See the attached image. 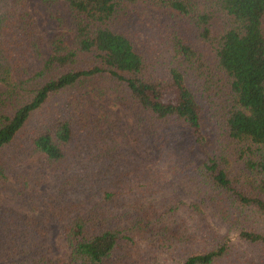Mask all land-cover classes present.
I'll return each mask as SVG.
<instances>
[{
    "label": "trees",
    "instance_id": "1",
    "mask_svg": "<svg viewBox=\"0 0 264 264\" xmlns=\"http://www.w3.org/2000/svg\"><path fill=\"white\" fill-rule=\"evenodd\" d=\"M63 1L70 42L0 0V193L56 176L32 209L61 224L69 257L50 254L45 220L0 206V264H264V0ZM40 3L66 24L60 0ZM110 95L143 157L87 108ZM35 156L34 174L17 167Z\"/></svg>",
    "mask_w": 264,
    "mask_h": 264
},
{
    "label": "rangeland",
    "instance_id": "2",
    "mask_svg": "<svg viewBox=\"0 0 264 264\" xmlns=\"http://www.w3.org/2000/svg\"><path fill=\"white\" fill-rule=\"evenodd\" d=\"M27 8L30 13L33 15L39 32L44 40H48L52 35L58 32H64L66 35L67 42H70L73 38V24L70 19V15L65 8L64 1L60 0L61 13L65 15L66 24L63 27H56L50 23L47 19V15L43 7L41 6L40 0H26ZM50 53V49L48 47L45 48L44 57H47ZM40 65V62L36 61L34 64L33 70ZM0 84V90H1ZM91 102H87V108L94 112L100 113L103 109H108L112 116L116 119L118 130H117V138L119 140H123L125 137L128 141L129 148L133 151L134 154L139 156H144L145 154V146L146 143L141 144L138 141L134 140L133 137V127L135 125V118L132 111L125 109L120 104H118L114 100V95L108 96L107 99L101 100L97 97H92ZM171 141L175 147L184 150L190 148L192 142L189 131L183 127H176L172 129ZM42 158L40 157H32L27 159L24 163L19 164L17 167L28 174H34L39 164L42 162ZM11 185H16L14 179L11 177L9 180ZM60 180L51 174H47L42 179L41 183L36 185L32 183L31 188L29 189V194L25 196H15L10 191L0 193V206H9L18 211H23L27 214H30L36 218H41L46 221L48 225V242L50 246V254L56 257H69V249L67 247V243L63 238L62 232L60 230L61 224L56 221H52L49 216L41 210H33L34 206L32 200L35 197H32L33 194H38L41 196H45V194L56 191ZM206 211V218L219 232H225L226 227L225 223L221 220L216 219L211 215L208 210Z\"/></svg>",
    "mask_w": 264,
    "mask_h": 264
}]
</instances>
